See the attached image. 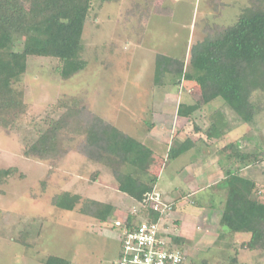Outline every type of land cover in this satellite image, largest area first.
<instances>
[{
    "label": "rangeland",
    "instance_id": "rangeland-1",
    "mask_svg": "<svg viewBox=\"0 0 264 264\" xmlns=\"http://www.w3.org/2000/svg\"><path fill=\"white\" fill-rule=\"evenodd\" d=\"M251 4L93 0L82 35L84 68L62 79L54 58H28L25 73L15 83L23 92L26 112L13 127L0 126V168H17L0 184V264H46L49 256L69 264H115L118 258L120 230L115 223L138 202L117 189L108 166L79 152L84 135L62 142L67 152L56 159L23 154L24 145L45 127L52 105L70 97L154 151L147 171L157 176L153 190L163 201L175 202L161 223L169 235L185 238L181 249L187 264H264V250L241 248L248 233L220 224L225 170L254 180L264 199V91L256 89L250 96L256 111L249 123L221 99L201 105L187 119L178 117L176 109L180 100L197 98L196 87L159 86L153 79L157 53L183 56L188 63L191 46L207 35L205 27L232 24ZM159 6L171 7L172 14H155ZM20 48L19 43L13 46ZM187 137L197 140L194 146L167 159L168 148ZM233 141L241 153H249L248 160L221 150ZM64 191L80 196L73 209L52 204V197ZM87 199L111 203L113 214L100 222L83 213L80 206Z\"/></svg>",
    "mask_w": 264,
    "mask_h": 264
},
{
    "label": "trees",
    "instance_id": "trees-1",
    "mask_svg": "<svg viewBox=\"0 0 264 264\" xmlns=\"http://www.w3.org/2000/svg\"><path fill=\"white\" fill-rule=\"evenodd\" d=\"M92 1L0 0V126L13 127L26 112L23 92L15 83L25 73L29 57L54 58L55 72L62 79L84 68L82 35ZM250 1L251 6L245 7L232 24L215 23L205 27L207 35L191 46L188 63L183 56L156 54L155 85L197 89L193 102L179 101L178 117L188 119L201 105L221 99L242 122L253 120L256 109L250 96L256 89L264 91V0ZM154 11L160 15L172 14L169 6H159ZM15 43L21 45L19 50L13 49ZM46 116L45 127L32 142L24 145L25 156L56 159L67 152L62 142L84 135L78 143L79 152L108 166L117 181V189L144 203L145 194L157 182V176L147 172L154 157L149 146L95 115L76 97L54 103ZM206 132L210 135L212 128ZM196 141L187 137L177 147H169L167 159L184 154ZM231 144L221 150L235 152L244 162L249 159V153H241L235 141ZM255 159L252 155L251 161ZM16 171L13 166L0 168V184ZM222 181L225 198L220 224L232 232L249 234L241 248L264 250V199L255 190V181L243 178L238 170L229 169L225 170ZM80 199L78 194L64 191L54 195L51 201L54 206L70 210ZM168 204L169 209H175V202ZM114 209L111 203L92 199L80 206L83 213L100 222H105ZM159 216L147 202L136 213L129 211L126 222L132 226L146 219L155 221ZM169 236V247L181 249L185 238L171 233ZM184 257L183 264H187L185 253ZM45 263L69 264V261L49 256Z\"/></svg>",
    "mask_w": 264,
    "mask_h": 264
},
{
    "label": "built area",
    "instance_id": "built-area-1",
    "mask_svg": "<svg viewBox=\"0 0 264 264\" xmlns=\"http://www.w3.org/2000/svg\"><path fill=\"white\" fill-rule=\"evenodd\" d=\"M159 213L157 220H142L132 226H127V214L115 223L119 227V252L115 264H183L184 253L180 248L169 247L170 236L161 223L162 215L169 209V204L163 201L156 190L145 194L144 203ZM144 203L131 213H136Z\"/></svg>",
    "mask_w": 264,
    "mask_h": 264
},
{
    "label": "crops",
    "instance_id": "crops-1",
    "mask_svg": "<svg viewBox=\"0 0 264 264\" xmlns=\"http://www.w3.org/2000/svg\"><path fill=\"white\" fill-rule=\"evenodd\" d=\"M217 100V99H216ZM189 151V150H188ZM184 154H186V152L184 153ZM202 176H204V175H202Z\"/></svg>",
    "mask_w": 264,
    "mask_h": 264
}]
</instances>
